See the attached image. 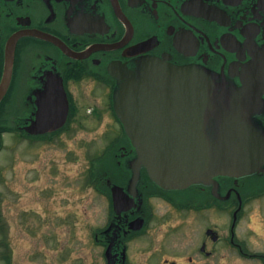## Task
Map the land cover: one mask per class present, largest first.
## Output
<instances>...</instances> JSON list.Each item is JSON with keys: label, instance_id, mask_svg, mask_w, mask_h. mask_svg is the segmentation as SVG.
Wrapping results in <instances>:
<instances>
[{"label": "flooded vegetation", "instance_id": "af4514ba", "mask_svg": "<svg viewBox=\"0 0 264 264\" xmlns=\"http://www.w3.org/2000/svg\"><path fill=\"white\" fill-rule=\"evenodd\" d=\"M11 53L12 76L0 101L1 148L5 137L43 144L80 134L94 138L96 124L110 116L120 132L114 144L108 142L102 151L113 150V155L117 151L109 155L114 161L109 167L117 178L105 172L107 177L102 181L103 192L111 202L108 181L127 187V158L133 154V147L114 111L117 78L111 75L110 67L132 68L142 59L161 58L177 66L220 72L239 58L243 63L264 60V0H0V85ZM66 100L68 112L62 126L41 134L28 133L26 129L39 114L41 120L62 119ZM94 156H89L88 172V185L93 188ZM141 172V209L129 210L116 220L119 229L127 232L121 241L125 264H134L129 257L130 244L146 236L151 223L160 216L157 201L198 220L207 211L222 215L224 207H229L233 216L238 206L236 195L223 202L202 187L160 190L144 169ZM253 178L264 182V176ZM225 185L228 190L236 188L230 181ZM261 189L264 183L252 192L258 194ZM114 217L110 209L107 224L95 232L109 229ZM139 217L143 225L130 230L129 222ZM237 227L230 225L224 236L216 226H204L188 264H197L199 259L206 264L207 259L216 258L219 245L232 248L243 258L264 262V253H250L245 241L238 240ZM95 232V244L103 249L102 264H108L106 249L119 235L110 233L105 241L97 242L99 235L95 237ZM149 250L145 264H180L166 257L160 260L158 248Z\"/></svg>", "mask_w": 264, "mask_h": 264}, {"label": "water", "instance_id": "95a60500", "mask_svg": "<svg viewBox=\"0 0 264 264\" xmlns=\"http://www.w3.org/2000/svg\"><path fill=\"white\" fill-rule=\"evenodd\" d=\"M227 69L177 66L161 58L142 59L132 68L110 67L117 78L114 111L133 146V156L127 158L131 173L127 187L108 181L115 217L98 239L119 235L106 249L108 264H125L121 241L127 232L119 229L116 220L129 210L141 209L138 183L143 168L163 190L202 187L220 200L236 195L240 208L241 193L236 188L225 190L219 180L231 178L238 186L264 176V60L243 63L239 58ZM12 70L13 53L7 57L0 101ZM67 112L66 100L62 119L41 120L39 114L26 130L33 135L54 130L66 122ZM142 225L140 217L128 224L130 230Z\"/></svg>", "mask_w": 264, "mask_h": 264}, {"label": "rangeland", "instance_id": "374dc122", "mask_svg": "<svg viewBox=\"0 0 264 264\" xmlns=\"http://www.w3.org/2000/svg\"><path fill=\"white\" fill-rule=\"evenodd\" d=\"M119 133L118 123L109 116L96 124L94 138L80 134L43 144L5 137L0 151V264H6L8 254L11 264L104 262L94 232L107 224L110 202L104 192L88 185L89 156H101ZM251 181L247 191L264 183ZM156 208L160 216L151 223L149 233L130 244L134 264H145L153 247L159 249L160 260L166 257L188 264L204 226H216L226 236L232 221L229 207H224L222 215L207 211L199 220L169 210L159 201ZM237 226L238 240L245 241L250 253L263 255L264 195L248 201ZM206 262L264 264L258 258H243L225 245H219L216 258Z\"/></svg>", "mask_w": 264, "mask_h": 264}, {"label": "trees", "instance_id": "16d2710c", "mask_svg": "<svg viewBox=\"0 0 264 264\" xmlns=\"http://www.w3.org/2000/svg\"><path fill=\"white\" fill-rule=\"evenodd\" d=\"M105 152L106 153L94 159V163L91 168V173H94L93 175L95 179L94 186L99 192H103L104 190H106L105 183H102V181L107 177L105 175V172H108L109 174H113V179L117 178V175L115 174L114 170L109 167V163L114 162L113 157L112 159H110L111 156L109 157V155H113L112 154L113 150H108ZM115 154H117V151ZM5 261L6 264H11V257L9 254L8 257L5 259Z\"/></svg>", "mask_w": 264, "mask_h": 264}]
</instances>
